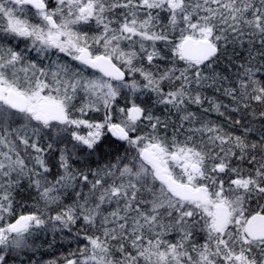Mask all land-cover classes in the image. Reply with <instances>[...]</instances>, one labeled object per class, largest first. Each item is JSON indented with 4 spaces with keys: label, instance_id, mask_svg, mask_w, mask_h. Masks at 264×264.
<instances>
[{
    "label": "snow or ice",
    "instance_id": "snow-or-ice-1",
    "mask_svg": "<svg viewBox=\"0 0 264 264\" xmlns=\"http://www.w3.org/2000/svg\"><path fill=\"white\" fill-rule=\"evenodd\" d=\"M0 264H264V0H0Z\"/></svg>",
    "mask_w": 264,
    "mask_h": 264
},
{
    "label": "trees",
    "instance_id": "trees-1",
    "mask_svg": "<svg viewBox=\"0 0 264 264\" xmlns=\"http://www.w3.org/2000/svg\"><path fill=\"white\" fill-rule=\"evenodd\" d=\"M213 118L215 119V116ZM36 243L37 245H42V247H40L33 259L42 261L65 255L74 247V245L68 244L66 241H59V238H57V242H53L51 236L41 237ZM48 243H52L53 247L49 249Z\"/></svg>",
    "mask_w": 264,
    "mask_h": 264
}]
</instances>
